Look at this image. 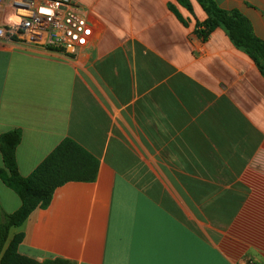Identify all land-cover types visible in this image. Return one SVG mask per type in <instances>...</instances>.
<instances>
[{
    "label": "crops",
    "instance_id": "0c3cea01",
    "mask_svg": "<svg viewBox=\"0 0 264 264\" xmlns=\"http://www.w3.org/2000/svg\"><path fill=\"white\" fill-rule=\"evenodd\" d=\"M93 28L78 54L0 41V136L21 130L28 177L66 138L98 161L12 228L39 263L264 264V76L207 15L176 0H73ZM264 42V0H215ZM176 7L180 20L170 9ZM12 20V12H6ZM0 168H4L0 152ZM0 206L21 207L0 181Z\"/></svg>",
    "mask_w": 264,
    "mask_h": 264
},
{
    "label": "trees",
    "instance_id": "16d2710c",
    "mask_svg": "<svg viewBox=\"0 0 264 264\" xmlns=\"http://www.w3.org/2000/svg\"><path fill=\"white\" fill-rule=\"evenodd\" d=\"M207 15L203 23H197L196 33L207 39L215 30L223 29L232 45L246 53L264 76V42L253 31L250 20L238 10H225L215 0H196ZM176 2L191 14L190 0ZM183 21L176 7L170 6ZM22 141L21 130H10L0 136V152L4 168H0V181L13 190L21 200V207L12 214L0 206V264H71L62 259L39 263L19 252L23 235H16L6 247L12 228L20 227L38 209L51 203L58 188L69 182H93L96 179L98 161L71 138L64 139L28 177L21 176L18 168L17 149Z\"/></svg>",
    "mask_w": 264,
    "mask_h": 264
},
{
    "label": "built area",
    "instance_id": "2783aa9c",
    "mask_svg": "<svg viewBox=\"0 0 264 264\" xmlns=\"http://www.w3.org/2000/svg\"><path fill=\"white\" fill-rule=\"evenodd\" d=\"M12 12V20L6 12ZM93 35L84 9L73 0H0V41L66 57Z\"/></svg>",
    "mask_w": 264,
    "mask_h": 264
},
{
    "label": "bare ground",
    "instance_id": "6f19581e",
    "mask_svg": "<svg viewBox=\"0 0 264 264\" xmlns=\"http://www.w3.org/2000/svg\"><path fill=\"white\" fill-rule=\"evenodd\" d=\"M13 18V17H12Z\"/></svg>",
    "mask_w": 264,
    "mask_h": 264
}]
</instances>
